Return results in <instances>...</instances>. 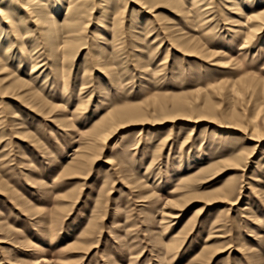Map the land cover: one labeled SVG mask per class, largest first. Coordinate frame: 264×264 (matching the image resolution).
<instances>
[{
	"label": "rangeland",
	"instance_id": "rangeland-1",
	"mask_svg": "<svg viewBox=\"0 0 264 264\" xmlns=\"http://www.w3.org/2000/svg\"><path fill=\"white\" fill-rule=\"evenodd\" d=\"M262 9L0 0V264H264Z\"/></svg>",
	"mask_w": 264,
	"mask_h": 264
},
{
	"label": "bare ground",
	"instance_id": "bare-ground-1",
	"mask_svg": "<svg viewBox=\"0 0 264 264\" xmlns=\"http://www.w3.org/2000/svg\"><path fill=\"white\" fill-rule=\"evenodd\" d=\"M252 18H253V20L258 24L259 29H261L262 27H264V9H262V10L256 12V13L252 16ZM252 18H251V19H252ZM250 32H252V30H251ZM129 112H132V110L129 111ZM129 112H128V110H126V111H123L122 113H119V114H120V115L130 114ZM132 113H133V112H132ZM116 116H117V115H116Z\"/></svg>",
	"mask_w": 264,
	"mask_h": 264
}]
</instances>
